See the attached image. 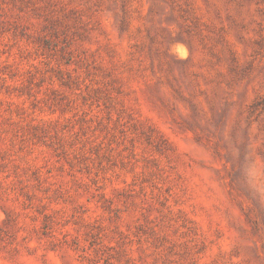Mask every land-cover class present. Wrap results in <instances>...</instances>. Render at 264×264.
Masks as SVG:
<instances>
[{
	"label": "rangeland",
	"instance_id": "374dc122",
	"mask_svg": "<svg viewBox=\"0 0 264 264\" xmlns=\"http://www.w3.org/2000/svg\"><path fill=\"white\" fill-rule=\"evenodd\" d=\"M0 264H264V0H0Z\"/></svg>",
	"mask_w": 264,
	"mask_h": 264
}]
</instances>
